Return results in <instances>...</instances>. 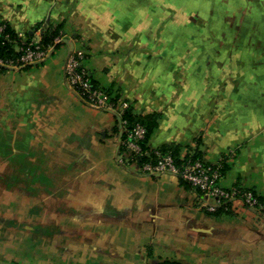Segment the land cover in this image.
<instances>
[{"label": "crops", "instance_id": "crops-1", "mask_svg": "<svg viewBox=\"0 0 264 264\" xmlns=\"http://www.w3.org/2000/svg\"><path fill=\"white\" fill-rule=\"evenodd\" d=\"M171 4L0 0V20L20 35L37 41L36 25L50 23L67 39L40 64L0 72L1 126L33 136L47 161L38 190L76 210L63 250L35 263L264 264V0ZM74 49L96 85L154 122L150 148L183 155L197 143L204 161L224 159L221 186L253 190L261 207L234 200L209 213L177 175L120 161L118 115L66 83Z\"/></svg>", "mask_w": 264, "mask_h": 264}, {"label": "rangeland", "instance_id": "rangeland-1", "mask_svg": "<svg viewBox=\"0 0 264 264\" xmlns=\"http://www.w3.org/2000/svg\"><path fill=\"white\" fill-rule=\"evenodd\" d=\"M172 2H182L186 9L193 5V0H169V5ZM206 6L207 0H199L201 10ZM42 28H38L37 40H41ZM63 34L59 42H67ZM2 120L4 125L9 122L7 118ZM33 139L30 133L11 134L0 124V264H37L35 261L53 257L54 251L63 250L67 244L64 229H70L69 221L76 211L60 200L55 205L50 196L57 192L49 196L38 190L45 177L38 176L37 171H42L47 161L35 158L44 153L39 144H32Z\"/></svg>", "mask_w": 264, "mask_h": 264}, {"label": "built area", "instance_id": "built-area-1", "mask_svg": "<svg viewBox=\"0 0 264 264\" xmlns=\"http://www.w3.org/2000/svg\"><path fill=\"white\" fill-rule=\"evenodd\" d=\"M6 23H0V34L3 33V42L10 43L19 55L16 57L0 55V70H18L29 65L42 63L51 53V46L43 48L40 40L24 39L22 35H11L5 31ZM62 35L54 39L59 42ZM5 40V41H4ZM13 41V42H12ZM16 41V43H15ZM14 43L16 46H13ZM84 50L74 49L67 56L64 76L66 83L81 101L93 108L110 111L118 115L122 133L126 136L121 143L124 146L120 154V161L135 163L146 174L172 173L188 182L200 194L199 206L209 213L215 212L217 207L227 209L226 202L236 200L247 207L258 209L261 207L256 193L242 187L226 189L221 186L223 174L221 162L208 163L202 158L185 157L176 163L168 152L154 150V159H149L138 164V159L148 152L142 148L141 142L146 136V127L140 122H134L127 127L124 113L130 108L129 102L122 97H115L104 87L96 85L89 69L84 63Z\"/></svg>", "mask_w": 264, "mask_h": 264}, {"label": "trees", "instance_id": "trees-1", "mask_svg": "<svg viewBox=\"0 0 264 264\" xmlns=\"http://www.w3.org/2000/svg\"><path fill=\"white\" fill-rule=\"evenodd\" d=\"M5 22V21H4ZM6 23V29L5 31L11 35H15V31L10 27V25ZM43 26L42 28V33H41V40L40 43L42 45L43 48H46L48 46H52V48H57L59 45L62 44V42H54V39L58 36L62 35V27L61 25H53L50 23H41L39 25H36L37 28ZM30 39V38H29ZM0 55L2 56H12V57H16L17 55H19V52H16L14 50V48H12V45L10 43L7 42H3V33L0 34ZM40 64V63H39ZM36 65V64H35ZM32 66V65H29ZM26 66L23 69L29 67ZM109 93H112L110 88H105ZM115 97H118L117 94H114ZM124 119H127V127L131 126L134 122H140L141 124H143L146 127V136L145 139L141 142L142 148L144 150H146L148 152L147 155H142L140 159H138V164L140 165L141 162L149 160V159H154L155 155H154V150L158 149L162 152H168L171 154V156L173 157L174 161L176 163H180L183 159H185V157L191 155L193 158H202V156H200V151L197 150V143L195 144V146L192 149H189L185 154L181 155L180 154V149L177 145L174 144H165V145H161L158 147H154V148H150L147 144L148 142V137L149 134L151 132L153 123L152 121H150L148 118H144V117H139L137 115H134L131 111V108H129L123 115ZM126 136V133L123 132L122 133V141L124 140ZM124 150V146L121 143L120 144V150L119 152L122 153ZM221 162V172L222 174H224V172L226 171V165L224 162V159ZM180 179V182L186 186H191L188 182L184 181L183 179ZM192 187V186H191ZM195 189V188H194ZM251 190V189H249ZM198 191V190H196ZM253 191V190H251ZM254 192V191H253ZM255 193V192H254ZM259 198V197H258ZM234 201L229 200L227 201L225 204L227 206V209H224L222 206L217 207V209L215 210V212L213 213H229L232 210V204ZM260 202V199H259ZM158 264H175L173 262H169V261H162Z\"/></svg>", "mask_w": 264, "mask_h": 264}, {"label": "water", "instance_id": "water-1", "mask_svg": "<svg viewBox=\"0 0 264 264\" xmlns=\"http://www.w3.org/2000/svg\"><path fill=\"white\" fill-rule=\"evenodd\" d=\"M64 42H66V41L64 40ZM118 121H119V129H120V131H119V141H120L121 140V135H122V127H121V124H120L119 117H118Z\"/></svg>", "mask_w": 264, "mask_h": 264}]
</instances>
